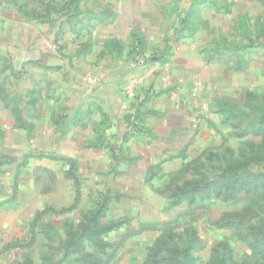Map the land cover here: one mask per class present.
<instances>
[{"label": "crops", "instance_id": "0c3cea01", "mask_svg": "<svg viewBox=\"0 0 264 264\" xmlns=\"http://www.w3.org/2000/svg\"><path fill=\"white\" fill-rule=\"evenodd\" d=\"M16 1L0 0V253L31 235L38 214L96 205L109 189L118 201L106 202L102 224L154 221L180 164L203 152L196 147L208 126L226 123L220 104L230 92L218 90L225 73L236 72L237 56L244 72L257 64L255 51L236 53L234 33L253 30L251 6L261 0L203 2L194 31L181 34L194 0H89L87 8L85 0ZM148 66L150 93L127 98L126 83ZM139 105L142 131L123 139L125 114ZM111 208L118 214L106 219ZM123 230L101 238L128 234L120 247L132 240L147 253L160 235L153 226Z\"/></svg>", "mask_w": 264, "mask_h": 264}, {"label": "rangeland", "instance_id": "374dc122", "mask_svg": "<svg viewBox=\"0 0 264 264\" xmlns=\"http://www.w3.org/2000/svg\"><path fill=\"white\" fill-rule=\"evenodd\" d=\"M40 1L33 0V6H38ZM49 1L51 2V0ZM16 2L19 3L22 0ZM261 3L264 4V0H261ZM261 3L260 6L258 4L257 6L255 4L256 7L251 6V19H254L251 23L253 30L247 32L240 28L238 30L236 27V33H234L236 36V53L239 50L243 53L248 52V50L255 51L257 64L244 72L243 68L246 61L237 56L236 72H226L222 84L218 87L219 91L230 92L227 96L230 98L228 99L230 103L225 104L229 105L230 115L234 122H238V127L234 131L229 123H217L215 128L208 126V129L205 130L208 134L206 141L203 140L202 143H197L196 147L197 152L200 149H203V152L198 154L191 164H187V166L184 163L180 164V171L184 170L176 175V183L179 185L189 180L203 182L216 179L221 170L232 165L253 173H264V134L234 135V132H242L245 128H264V125L259 124V121L264 120V75L263 72H260L261 65H264V5H261ZM88 5L89 0H85L84 8H87ZM58 12H61L60 9H58ZM32 16L36 18L40 14L34 9ZM254 38L255 44L248 47V44ZM53 39H51V42ZM59 46L58 43L52 44L55 50L59 49ZM60 53L62 54V52ZM161 60V58L158 59V61ZM250 92L253 94L252 98L246 96ZM253 107L255 109H252ZM114 193L115 191L110 189L103 193L106 202L109 201L112 205H116L118 201L114 197ZM258 193L262 197L264 188H260ZM161 196L160 214L155 216L154 221L149 219L140 223V221H134L130 218L128 220H126L127 218L118 219L120 221L116 220L123 223V228L126 229L123 232L128 233L139 227L153 226L156 231L163 235L162 245L171 246L173 244L183 245L185 242L188 243V238H185L182 232L187 231L188 233L195 230L199 237V243L197 244L204 247L194 253L197 264H207L211 255V247L220 241H224L229 245L235 260L248 264H264V259L260 258L259 255L244 251L248 249L244 243L239 241L236 230L218 228L215 224L216 221L225 218L227 221L230 220L239 224L244 233L251 227L255 228L256 233L264 239V201L257 195L241 192L236 198L228 201L212 197L207 200H196L191 205L183 203L179 206H170L168 190L162 189ZM95 198L96 201L102 199L101 196H95ZM80 202L82 203L76 211H58V207H54L51 214L44 213L41 215L35 226H32L35 234L32 236H29L28 233L20 234L14 242L10 243L11 249L8 248L9 243L7 248L2 249L0 264H82V260L88 258V256L104 262L108 260L110 255L108 264H141L143 259L145 260L146 249L139 248L137 243L132 240L127 241L124 246L122 245V248L117 247L119 243L118 234L109 235L110 243H106L103 249L85 241V249L76 252L73 249L72 237L66 235L69 232L65 229V225L72 222L74 226L77 225L83 214L90 209H94L95 206V204L84 206L85 200ZM117 214L111 208L108 214L105 213V217L111 219ZM109 222L112 221L109 220ZM28 223L30 225V222ZM70 228L71 232L75 233H79L81 230L79 226ZM19 232L22 231H18V234ZM170 233L182 235L171 240L165 238ZM167 254V252H163L156 264H167ZM131 258L132 260H130ZM151 263L155 264L153 261Z\"/></svg>", "mask_w": 264, "mask_h": 264}, {"label": "trees", "instance_id": "16d2710c", "mask_svg": "<svg viewBox=\"0 0 264 264\" xmlns=\"http://www.w3.org/2000/svg\"><path fill=\"white\" fill-rule=\"evenodd\" d=\"M77 2L78 0H72ZM208 0H194L190 9L185 14L181 27L177 30L178 34H181L183 30H186L189 33L194 31L192 27V21L195 17L197 6L203 2H207ZM67 9V8H66ZM264 75V72H263ZM145 93H150L149 91H144ZM246 96L248 98H252V92L247 93ZM222 105L220 111L224 113V120L226 123H229L230 126L234 129L238 127V122H234L230 115L229 105L226 107L225 104ZM140 105L138 107H132L133 111L128 110L125 114L126 121V134L124 133L123 139L130 133H137L142 131L137 124L139 118L141 117ZM231 109H233L231 107ZM251 109V108H250ZM252 109H255L253 107ZM261 125H264V120L259 121ZM246 125V124H245ZM246 127V126H244ZM248 133H254L257 135L264 134V128L260 129H248L245 128L242 132H234V135L242 136ZM75 180L74 176H72ZM177 177H173L169 184L166 186L165 190L169 191V203L170 206H179L182 203L193 204L196 200H207L212 197L221 198L224 201L232 200L238 196L239 193H250L252 195H257L264 201V195L262 197L258 193L260 188H264V173L258 174L253 173L244 169H238L235 165L227 166L223 170H221L219 176L216 179H212L209 181L200 182L198 180H189L182 185L176 183ZM252 185V187H250ZM102 199L96 202L94 209H90L83 214V217L80 219V222L75 225L79 226L81 230L79 233L71 232L70 227H75L74 223L66 224L65 229L69 232V234L73 239V249L78 251H83L85 249V241L90 243L91 245L103 249L105 248L106 243L102 240V235L110 232L113 229H117L122 222H111L107 224L101 223V218L103 217L104 209L106 208V199L104 196H101ZM41 215L38 214L36 218L31 222V236L34 233L32 226H35L36 222L39 221ZM81 223V224H80ZM216 226L219 228H230L236 230L238 233V238L246 243L260 258L264 259V239H262L259 234L256 233V229L251 227L248 229L246 233H244L239 224L234 223L230 220H219L216 221ZM65 230V231H66ZM141 230L131 231L133 234L137 233ZM130 233V232H129ZM185 238H188V243L185 242L183 245L173 244L171 246L162 245L163 235H160L156 238L153 245L148 249L145 260L143 264H153L151 261L157 263L158 259L161 258V254L163 252H167L166 259L168 260L167 264H196L197 258L194 253L201 248V244L199 243V237L195 230H191L187 233V231L182 232ZM45 235V234H44ZM182 234L170 233L165 238L169 240L175 239L177 236H181ZM48 236L46 232V237ZM124 236L123 238L127 237ZM123 238L119 241L117 247H119L122 243ZM197 244V245H196ZM117 250V249H116ZM111 256V255H110ZM109 256V257H110ZM108 260L102 262L98 259H94L91 256L82 260V264H108ZM149 262V263H148ZM207 264H236V261L232 257L231 249L227 245L226 242H218V244L212 248V252L210 255V259Z\"/></svg>", "mask_w": 264, "mask_h": 264}, {"label": "built area", "instance_id": "2783aa9c", "mask_svg": "<svg viewBox=\"0 0 264 264\" xmlns=\"http://www.w3.org/2000/svg\"><path fill=\"white\" fill-rule=\"evenodd\" d=\"M162 61L166 59V54H162L160 56ZM155 73V68L153 66L146 67L145 71L142 74H137L135 76H132L128 82L126 83L124 87V94L127 98L131 100H136L138 98H145L149 93H145L144 91H149V87H144V84L149 80L151 76H153ZM89 81L93 84H96L99 82V78L97 77H90ZM129 132L131 130L129 129Z\"/></svg>", "mask_w": 264, "mask_h": 264}]
</instances>
